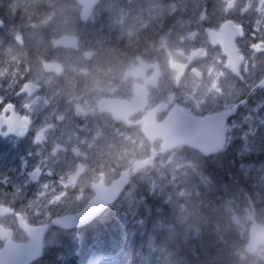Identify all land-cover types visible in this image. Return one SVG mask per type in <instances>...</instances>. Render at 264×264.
<instances>
[{
    "label": "rangeland",
    "instance_id": "1",
    "mask_svg": "<svg viewBox=\"0 0 264 264\" xmlns=\"http://www.w3.org/2000/svg\"><path fill=\"white\" fill-rule=\"evenodd\" d=\"M204 0H175L173 1V4H169L167 8H164L162 11H169V13L173 12L174 18H177L178 16H182L184 18H187V26L182 28L180 32H177L174 34L173 39H177L182 36V34H188L191 33V30L193 29L195 31V35L199 38L197 42L204 40V27L208 26L204 23V21L211 22L213 25L218 26L222 19L225 17H229L235 21L241 22L243 19L247 22V28H246V35L244 39L241 42V46H246V54L249 55V64L250 69H248L249 74L252 76L248 79V84L252 82L253 76L255 78H258L262 75V72L264 70V6L263 3L260 0H205L208 4V6L203 5ZM258 1V3H257ZM38 2V1H37ZM164 2V0H152L150 3V6L148 7V12L144 11L143 9L140 10V22L143 23L144 15L142 14H150L152 16V19L149 23V25L153 26L154 22L157 21V19H161L164 21L165 15L160 12L159 4ZM39 3V2H38ZM185 5L190 7L189 12H184L180 5ZM180 10L183 12L182 14H178L176 11ZM112 11L118 13L120 17L124 16L125 12H122L118 9H113ZM126 14V13H125ZM238 15L239 17H235V15ZM73 16V15H71ZM49 20L51 22L55 23V26L50 29V32L54 35L57 33L63 32L65 29L68 28L67 25L59 24L57 21L53 20V17H49ZM46 19V23H50V21ZM169 19V18H167ZM143 25V24H142ZM126 28H131L132 30L139 31V29L142 27L138 21H134L131 25H125ZM33 27V26H31ZM117 27V26H114ZM97 30V29H96ZM96 30H90V35L87 37L89 38L93 33H95ZM43 32L44 28H31L28 30H20L18 34H21L23 39H25L26 43H31L34 48H40L42 45L47 46L45 42L43 41ZM117 36H120V39L123 37L122 30H119V34ZM140 41V37H136V42ZM205 41V40H204ZM88 47H93L92 44L87 43ZM140 44H151L154 50L152 51L153 58L159 57L163 61H166L168 59L167 51L169 50L168 46L163 42L159 40L154 41H144L143 43L140 41ZM196 43H192V47H195ZM16 47H18L16 45ZM173 47L177 51H180L183 49L186 51L185 46L180 45V43H177L176 40L173 41ZM47 48V47H46ZM167 48L166 55H158L160 49ZM61 52H56L55 54H59ZM210 55L216 59L217 62H220L218 59H221L220 52L218 50L211 49ZM10 57V54L5 51V48L2 44H0V70L5 69L4 64L6 63V58ZM83 60H85L83 58ZM217 62L208 63L205 65V68L209 71H216L219 64ZM33 68L37 71L40 70V64L34 63ZM4 72V71H2ZM123 75V73H122ZM1 80V79H0ZM214 82L213 76L211 77L209 83L211 84ZM122 88L120 92H126L128 90L127 85H121ZM184 93H189L188 91H191L190 93L193 94L191 97L192 99H188L191 102L194 100H200L202 97L206 95V90H203L202 86L196 83L189 82L184 87ZM43 93L36 96L32 100H29L28 103H31L34 105V108L36 111L38 110V114L40 112V105H37L35 102L36 100L40 99ZM183 97V95H181ZM212 95H208L207 99L212 98ZM188 98V97H187ZM206 99V100H207ZM203 103H205V99L203 100ZM43 107V105H42ZM95 103L93 101V106L88 107L87 113L88 115H94L96 119H102L104 122L98 123L99 126H97L96 129H103L107 130L108 127L105 123L106 116H100L96 113V110H94ZM73 118L71 121L73 122L74 127L70 128V133L73 135L71 136V141L68 142L69 147H75L82 149L85 151L84 147L82 146V141L88 142L90 145L93 143V139L83 138L81 135L78 134V128L75 125V123L78 120H81L83 122V117L81 115H77L75 111H72ZM54 114L51 112L47 113L44 118H48L49 120L53 117ZM253 124L252 127L248 129V132L242 136L240 135V141L236 142V146L239 149V152L249 159H254L255 161L249 160L246 164V166H243L240 168L238 173L234 176V173L231 172H222V184L226 186L227 195L232 192H237L241 197H244L245 194L244 191L247 188H253V181L257 180L259 181L257 184L260 185V187L264 190V154L261 160L259 159V155L261 152H264V149H262V141L264 140V118L260 115H253ZM49 122V121H48ZM84 124V123H83ZM45 125L44 122H42L41 126H32V129H39L42 128V126ZM83 127V125L81 126ZM85 129L88 130V126L85 123L84 125ZM82 129V128H80ZM42 132V130H41ZM80 133V132H79ZM104 135L110 138V135L108 132H104ZM83 139V140H82ZM37 141H40L37 139ZM37 141L34 139L30 141V144L36 146ZM57 137L56 134H53V146L56 145ZM107 141H103V144H105ZM20 143L10 142L11 146L18 145ZM42 146V145H41ZM127 149L131 147H138L139 151H143V148L134 145L131 142L126 143ZM62 149V157L63 153H66L67 150L65 147H61ZM27 150L31 152V146L27 147ZM72 152V151H71ZM126 152V151H125ZM37 158L30 159V162L27 163L26 159H24L23 156L20 155V162L16 169H13V172L20 173L21 179L18 184H14L16 188L20 187L23 184H27L29 180L27 177L29 174L27 171L30 167L38 166V168H41L44 170L45 174V181H49V172L54 170L55 172H63L67 174H75L77 172V169H79V166L81 165L80 160L73 158L71 154L66 153V157L68 158L67 161L62 160V164L64 165L61 169H56L55 163L58 161V159L61 157V152L57 151L54 153V150H46V147L42 146L40 147L37 152ZM177 154H173L170 157L163 158L160 160L161 164L165 165L166 170L160 172V177L162 179H156L154 181V184H160L163 183V185H159V189L163 192L169 195V198L172 197L173 193H176L177 195H183L188 193V189H191L193 186L197 185L198 178L195 177V174L199 175V171L197 172L199 168L197 167V164L192 160L190 155L188 154H182V156L175 158ZM61 157V159H62ZM6 157H4L2 160H5ZM50 161V162H49ZM127 160H124L123 163H127ZM110 169V175L114 176L117 174V169H111L115 168V165H112L111 163ZM81 169V167H80ZM87 169V168H84ZM196 169V170H195ZM216 169V168H213ZM88 170H92L90 166H88ZM46 171V172H45ZM49 171V172H48ZM243 172H247V174H244ZM7 171L0 169V183H3L5 176L7 175ZM53 173V171H52ZM250 173V174H249ZM87 176V173L86 175ZM202 180L205 179V177L200 174ZM144 179H147L149 181H152L150 177L146 176V173L142 175ZM253 179H252V178ZM71 180H73V177H69ZM251 178V180H250ZM159 181V182H158ZM234 184H233V182ZM236 181V183H235ZM11 183V181H10ZM32 183V182H30ZM222 184L219 183V187L222 190ZM36 194H38V190H34ZM17 192V190H16ZM129 195V193H128ZM40 194L38 195V197ZM230 196V195H229ZM258 198L262 201L263 197L259 195V192L256 194ZM19 197V196H18ZM18 197L10 198L11 200L15 201L18 199ZM41 199V198H39ZM5 200L3 203L7 202V197H4ZM236 205L235 207L233 204ZM231 204H227L225 207L220 206L222 209V215H224V223L228 226L232 224V221H234V224L236 223V226L243 231L245 229V213H248V210L242 212L237 210V201L232 199ZM203 206V204H202ZM201 206V207H202ZM203 209V208H202ZM58 209H54L52 212L49 213H57ZM198 212V216L196 220L198 222L202 221L200 220L203 216V213L199 211V209L196 210ZM241 212V213H240ZM258 213L260 220L264 222V206L261 205L260 208H258ZM199 218V219H198ZM124 234V232H123ZM186 237H189V232L186 233ZM215 244V243H214ZM140 251L137 252V254L134 256V259L132 257L127 256L124 258L126 263L128 261L129 264H173L171 261H169L166 258H162L160 256V253L155 252V248L151 247L150 249L147 248L144 244L140 245ZM160 257V258H159ZM220 262H223V259H227L228 255L226 252H220L217 255ZM179 261H181L180 264H187L183 261L182 258H179ZM95 264H117V263H105L103 260H98L97 262H94ZM237 264H264V248L260 250L259 254L255 257H244V259L238 260Z\"/></svg>",
    "mask_w": 264,
    "mask_h": 264
},
{
    "label": "trees",
    "instance_id": "2",
    "mask_svg": "<svg viewBox=\"0 0 264 264\" xmlns=\"http://www.w3.org/2000/svg\"><path fill=\"white\" fill-rule=\"evenodd\" d=\"M147 197H151V196L147 194ZM205 204H203V208L209 209L211 206L208 205L209 201H206ZM196 206H201V204ZM143 211L137 217L136 216L132 217V219L129 222L130 225L128 226L127 231H124V235L130 239L129 240L130 245L135 246V242L139 244L141 241L143 242L149 241L151 238L150 235L152 234V237L154 235L153 227L161 226L167 230V233L165 231L156 233L154 236V242L156 244L155 243L154 244L158 247H164L165 251L173 252L171 253L172 257L181 255V258L187 264H210V263L220 264V260L218 259L217 255L220 252H226L228 254V248L225 245L217 242L219 237L222 236V233L215 228L216 223L215 226L212 224V219L210 218V216L208 217L202 216L201 219L203 218L204 220L202 219V221L200 222L196 221L195 219L193 220L191 218L188 221L190 222V224L198 222L197 224H195V226H197L201 231L199 234V245L201 246V248H199V246L197 245H192V246H190V244L186 245V241L191 240L192 237L191 234H189V237H186V233L184 232L186 226V220L184 221V230L182 229V226L178 224V214L175 204L169 205L168 203L165 202L163 203L159 199H155L151 203L150 210H147V212L146 210ZM158 213H161L162 215H159L161 216V218L158 219L157 221L156 220L157 218L154 217V215L157 216ZM139 219L145 222L143 224L144 227L141 228L140 230L144 231L145 228L148 229L145 231L147 236L143 237V239H140L137 236H135V234H132L135 232V227L137 228L139 226L136 223V221H139ZM113 221H115V219L111 218L110 220V218L107 216L105 219H102L101 222L94 223L92 236L96 237L97 239L104 236L106 237L109 245L118 247L119 245L117 243L118 240L120 239L121 234L120 232L119 233L117 232V228L113 225ZM205 221H207V223ZM169 224L171 225L172 229H170ZM140 230L138 229L137 231ZM179 235H181L182 239L184 240V244L182 246L180 244L181 238ZM84 239L88 241L87 232H85ZM130 245H127L126 242L124 249H126V247ZM230 261H231V257L229 259V262Z\"/></svg>",
    "mask_w": 264,
    "mask_h": 264
},
{
    "label": "water",
    "instance_id": "3",
    "mask_svg": "<svg viewBox=\"0 0 264 264\" xmlns=\"http://www.w3.org/2000/svg\"><path fill=\"white\" fill-rule=\"evenodd\" d=\"M81 1L83 2L84 6H85L84 11L82 13V17H83L85 14L86 15L90 14V12L92 11V8H93L96 0H81ZM228 33H229V30H227L224 33V35L221 37L222 45H223L225 51H228L229 55H233L235 53V48H234L233 44L230 42L231 38L228 35ZM191 127L196 132H198V130H200V125L198 126L197 123L191 124ZM251 237H252V240H251L250 244L248 245V248L254 250V247L257 246V243H258V235H257V232H255V230H253L251 232ZM25 251H26L25 254H27V255L29 254V257H32L33 254L37 253L36 251L30 252V250H28V249H26ZM19 262H20V260L18 259V260H15L13 264H16V263H19Z\"/></svg>",
    "mask_w": 264,
    "mask_h": 264
},
{
    "label": "bare ground",
    "instance_id": "4",
    "mask_svg": "<svg viewBox=\"0 0 264 264\" xmlns=\"http://www.w3.org/2000/svg\"><path fill=\"white\" fill-rule=\"evenodd\" d=\"M65 125V124H64ZM66 127V126H65ZM54 128L55 129H60V124H58V125H56V126H54ZM201 206H202V204H201ZM201 206H196V205H194L189 211H188V218L186 219V226H185V233H187V232H189V234H191V232L192 231H194V230H196V229H198L199 230V228L197 227V226H195V224H197L198 222H195V223H193V224H190V222H188L189 221V219L191 218V219H195L196 220V218H197V216H198V212H196V210L197 209H199V211L201 212V213H203V216L204 217H208L209 216V213H210V209H208V208H203L202 209V207ZM201 218V217H200ZM199 219V218H198ZM203 219V218H202ZM201 219V220H202ZM208 219V218H207ZM206 219V220H207ZM204 220V219H203ZM196 221H198V220H196ZM206 223H207V221H205ZM202 224V223H201ZM205 224V223H204ZM206 225V224H205ZM205 254V253H204ZM204 256V255H203Z\"/></svg>",
    "mask_w": 264,
    "mask_h": 264
},
{
    "label": "flooded vegetation",
    "instance_id": "5",
    "mask_svg": "<svg viewBox=\"0 0 264 264\" xmlns=\"http://www.w3.org/2000/svg\"><path fill=\"white\" fill-rule=\"evenodd\" d=\"M152 75V70H148V72H147V76L148 77H150ZM140 82H142V81H140ZM156 90H152L151 92H152V96H151V100H153V96H154V92H155ZM87 94V92H80L79 94H78V97H82V96H84V95H86ZM176 94V103H180V99H179V97L177 96V92L175 93ZM163 99H164V97H163V95H161V96H158L157 97V99L156 100H154V106H156L159 102H161V101H163ZM72 101V98H70L69 100H68V102H71ZM180 104H182V103H180ZM171 107H172V104H169V105H167V106H165L164 108H166V111H168V110H170L171 109ZM191 108V107H190ZM216 110H219V107L216 109ZM164 116V113H162V114H160V117H163ZM65 124V125H64ZM70 124L68 123H63V124H61L60 125V129L61 128H65V126L66 127H68ZM3 222H4V225H8L9 224V222H7L6 220H3ZM7 227H10V226H7ZM3 243L0 241V245H2Z\"/></svg>",
    "mask_w": 264,
    "mask_h": 264
},
{
    "label": "clouds",
    "instance_id": "6",
    "mask_svg": "<svg viewBox=\"0 0 264 264\" xmlns=\"http://www.w3.org/2000/svg\"><path fill=\"white\" fill-rule=\"evenodd\" d=\"M98 71L101 74V79H104L105 77L109 76V74H111V79H109L108 81L109 83H111L116 78V72L114 69H108L107 71H105L104 69H99Z\"/></svg>",
    "mask_w": 264,
    "mask_h": 264
}]
</instances>
